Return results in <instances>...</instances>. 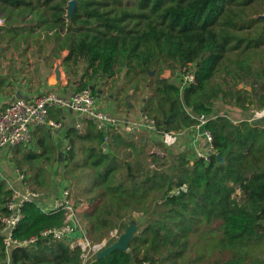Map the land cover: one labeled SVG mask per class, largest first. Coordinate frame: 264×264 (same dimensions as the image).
<instances>
[{
    "label": "trees",
    "instance_id": "trees-1",
    "mask_svg": "<svg viewBox=\"0 0 264 264\" xmlns=\"http://www.w3.org/2000/svg\"><path fill=\"white\" fill-rule=\"evenodd\" d=\"M69 1L0 0V48L13 55L55 47L70 72L83 68L78 90L91 87L96 96V79L122 76L120 92L131 93L162 136L192 129L205 115L214 152L208 162L172 147L161 154L160 141L116 134L104 151L93 123L71 129L63 177L78 220L92 244L134 222L129 248L85 259L68 240L42 237L64 213H45L37 199L24 204L14 231L36 243L8 253L0 234V264H264V124L231 118L264 109V0H76L71 16ZM190 66L195 81L182 90L177 78ZM43 128L33 147L13 155L39 193L49 190L48 167L58 157ZM12 195L1 180L0 217Z\"/></svg>",
    "mask_w": 264,
    "mask_h": 264
},
{
    "label": "crops",
    "instance_id": "crops-1",
    "mask_svg": "<svg viewBox=\"0 0 264 264\" xmlns=\"http://www.w3.org/2000/svg\"><path fill=\"white\" fill-rule=\"evenodd\" d=\"M53 48L55 49V47H52L42 51L37 50V52L30 48L27 52L16 51L11 55L10 50H3L2 47V50H0V111L13 100L18 91L30 98L45 92H57L69 97L78 90L83 68L77 75L73 74L64 63L63 56L65 54L59 55ZM116 78L115 81L108 80L107 82L98 78L94 82L96 83V97L99 107L112 112L122 121V127L116 133V137L133 135L136 138V142L139 143H145L147 140L149 141L147 138L152 137V140L160 141L164 146H166L165 142H168L167 148L172 146L178 151L189 150L191 153L193 152V156L196 148L205 146L204 140L196 137L193 128L167 136L148 130H143L140 133L131 132L130 125L140 121L144 114L137 100L130 99L131 93L126 95L125 92H120L124 83L122 76H117ZM217 111L219 113H227V107L224 104H219ZM242 115L238 112L233 113L231 118L235 122L240 121L244 117L250 120L252 118L251 111L247 112L245 116ZM49 119L51 122L59 123L60 127L51 128L46 126L43 128V131L48 130L53 133L54 143L58 151L55 164L48 167L51 175V186L39 198L40 204L47 208L51 207L56 195L66 186L63 177V165L66 147L69 145L68 132L73 128L76 129L79 124H81L80 129L88 125V121L83 114L70 109L52 110ZM253 121L264 124V113ZM34 139L35 133L33 132L32 145H34ZM31 144L28 146H32ZM12 149L14 148L0 147V172L2 173L0 174V181H5L11 189L17 188V190L22 191V181L19 180L18 175H15L14 171L12 172L13 168H15L13 155H8ZM8 158L12 165H7L9 163Z\"/></svg>",
    "mask_w": 264,
    "mask_h": 264
},
{
    "label": "built area",
    "instance_id": "built-area-1",
    "mask_svg": "<svg viewBox=\"0 0 264 264\" xmlns=\"http://www.w3.org/2000/svg\"><path fill=\"white\" fill-rule=\"evenodd\" d=\"M5 23L0 15V27ZM178 84L181 89L195 81V72L190 66L184 68L178 75ZM56 109H70L83 114L87 121L93 123L96 128L104 133L103 149L111 141V136L120 131L122 121L112 112L99 107L97 97L91 87L82 90H76L71 96L66 97L57 92L39 93L30 98H15L10 101L0 111V147L16 148L18 146H28L32 143L34 130L49 126L59 128L60 124L51 122L50 112ZM252 118L257 119L264 113V109H252ZM197 124L193 126L197 138L204 140L203 148H196L194 157L210 161L211 153L214 152L212 133L205 129L208 117L199 115ZM81 128V124L77 125ZM154 120L143 115L140 121L130 125V131L140 133L143 130L155 131ZM70 149L68 145L66 151ZM19 180L22 181V191L13 189L11 199L5 204L7 213L0 217L2 228L0 234L6 251L9 253L16 246H26L36 243L37 237L19 241L14 237V231L21 222L22 208L26 202L37 200L42 193L31 191L25 182V175L18 173ZM42 206V205H41ZM45 213L63 211L64 222L60 226L52 227L41 233L42 237H48L53 240H68L71 247H79L83 252V257L87 259L90 253H98L106 247V241L92 244L84 227L77 217L76 209L70 195V189L65 186L61 192L54 198L51 207H43ZM118 237V236H117ZM142 264H151L145 261Z\"/></svg>",
    "mask_w": 264,
    "mask_h": 264
},
{
    "label": "water",
    "instance_id": "water-1",
    "mask_svg": "<svg viewBox=\"0 0 264 264\" xmlns=\"http://www.w3.org/2000/svg\"><path fill=\"white\" fill-rule=\"evenodd\" d=\"M76 5V0L69 1V15L71 16L74 12ZM264 19V15L261 16ZM1 50V48H0ZM15 98H29L28 96L22 95L19 91L16 93ZM218 158L222 161L223 158L220 154H218ZM137 226L134 222H132L128 228L121 235L118 236L115 242L104 247L101 251L98 252V257H104L109 254L114 249H123L127 250L129 248V241L135 233Z\"/></svg>",
    "mask_w": 264,
    "mask_h": 264
},
{
    "label": "rangeland",
    "instance_id": "rangeland-1",
    "mask_svg": "<svg viewBox=\"0 0 264 264\" xmlns=\"http://www.w3.org/2000/svg\"><path fill=\"white\" fill-rule=\"evenodd\" d=\"M136 2V0H124V3L126 4V5H133L134 3ZM45 36L44 35H42L41 36V39H43ZM51 37H53V36H51ZM50 46V45H49ZM49 48H52L51 46L49 47ZM49 48H47V49H49ZM1 50H2V47H1ZM37 50H39V49H37V48H35L34 49V51L35 52H37ZM167 76H170L171 77V79L172 80H174V77L172 76V75H170V72H168L167 74H166ZM130 91H128L127 93H129ZM127 95V94H126ZM138 102V101H137ZM153 132H155V131H153ZM144 136H146V137H149L148 135H144ZM147 139H149L150 141H153L152 140V137L151 138H147ZM159 139V138H158ZM32 145V144H31ZM164 145V144H163ZM165 145L166 146H168V142H165ZM166 146H163V147H160V148H158V149H156V151H158L159 153H163V151L165 150V147ZM23 147H25V146H23ZM27 147H29V146H27ZM30 147H33V145L32 146H30ZM172 147V146H171ZM173 148V147H172ZM151 149V148H150ZM17 149L16 148H14V149H12V150H10L9 151V153H8V155H14V154H16V151ZM154 150V149H153ZM126 155V152L124 151L123 152V156H125ZM8 160H9V163H7V165H12V164H10V159L8 158ZM14 171V173H15V175H18V173H19V171L17 170V168L15 167V168H13V170H12V172ZM0 174H2L1 172H0ZM23 187V186H22ZM17 189V188H16ZM42 196V195H41ZM117 236H119L118 235V231H117V228H115V229H113L112 231H110L109 232V234H108V237H106L105 239H104V241H106V245L108 246V245H110V241H112V240H116L118 237Z\"/></svg>",
    "mask_w": 264,
    "mask_h": 264
}]
</instances>
